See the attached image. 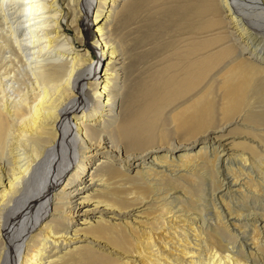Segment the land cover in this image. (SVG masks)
Returning <instances> with one entry per match:
<instances>
[{
    "label": "bare ground",
    "instance_id": "bare-ground-1",
    "mask_svg": "<svg viewBox=\"0 0 264 264\" xmlns=\"http://www.w3.org/2000/svg\"><path fill=\"white\" fill-rule=\"evenodd\" d=\"M263 157L264 0H0V264H264Z\"/></svg>",
    "mask_w": 264,
    "mask_h": 264
},
{
    "label": "rangeland",
    "instance_id": "rangeland-1",
    "mask_svg": "<svg viewBox=\"0 0 264 264\" xmlns=\"http://www.w3.org/2000/svg\"><path fill=\"white\" fill-rule=\"evenodd\" d=\"M86 12V13H85ZM142 13V12H141ZM66 14H68V13H65V15ZM86 14H87V11L86 10H80V12H79V14H78V16H77V20H76V24H77V27L81 30V28H82V22H83V24H84V22L85 21H88L89 20V17L88 16H86ZM67 20H69V17L63 22H61V28L63 29V32H64V34H68V35H72L73 33H74V30H72V28L71 27H68L67 25H66V23L68 22ZM124 31H126V30H124ZM124 31H122V32H124ZM126 33V32H125ZM129 33L130 32H128V33H126V34H128V35H122L120 38L121 39H119L120 40V42L123 44V45H127V50H128V54H129V56L128 57H131L132 55H134L135 53H137V54H141V52H142V49H149L150 47H152V42L148 39V38H143V40L138 44V45H136L135 43H133V42H130L128 39H130V38H137V37H139L140 35H135V33H133L134 34V36H132V37H130V35H129ZM140 34H141V32H140ZM120 36V35H119ZM137 36V37H136ZM130 37V38H129ZM134 40V39H133ZM83 42V43H82ZM82 42H78V41H74V46H78V48H83V49H88V51H89V55H88V58H89V60L90 61H94L95 60V58H96V55H97V48H99V46H97V45H93V47H87L86 45H85V42L84 41H82ZM95 47V48H94ZM154 54H156V52H154L153 53V55ZM104 56L106 57V55L104 54ZM104 56L102 57V59H101V61L100 62H98V63H101V62H105V58H104ZM156 56V55H155ZM101 58V57H100ZM156 58V57H155ZM98 65V64H97ZM90 69H91V67H90ZM97 72V71H96ZM225 129V130H224ZM226 131H227V128H223V130H220V132L222 133V134H224V133H226ZM231 137H234L233 135H231V136H229V134L228 135H226V136H224L222 139H221V141H222V143H225V148H227V150H228V154H230L231 152H233V153H235L236 152V150H238V148H235V149H229L228 148V145H226V143L230 140V138ZM237 153V152H236ZM232 157V156H231ZM264 158V157H263ZM262 158V160L260 161V164H261V162H262V166L260 165H255L256 167H258V168H260V169H264V159ZM263 167V168H262ZM261 181H264V178L261 180ZM248 200V199H247ZM261 200L262 201H264V194L262 193V197H261ZM199 202L200 201H198V204H199ZM248 202H251L250 200H248ZM201 204V203H200ZM105 212L107 213V214H111L112 212L110 211V210H105ZM246 243V242H245ZM246 245H248V242L246 243ZM264 245V244H263Z\"/></svg>",
    "mask_w": 264,
    "mask_h": 264
},
{
    "label": "built area",
    "instance_id": "built-area-1",
    "mask_svg": "<svg viewBox=\"0 0 264 264\" xmlns=\"http://www.w3.org/2000/svg\"><path fill=\"white\" fill-rule=\"evenodd\" d=\"M98 51H99V48H97V55H96L95 60L93 61V65L96 64L98 58H100V57L98 56Z\"/></svg>",
    "mask_w": 264,
    "mask_h": 264
}]
</instances>
